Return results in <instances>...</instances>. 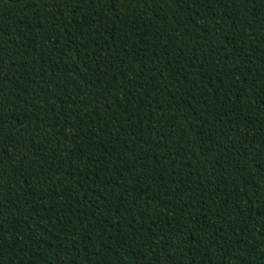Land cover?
I'll list each match as a JSON object with an SVG mask.
<instances>
[{
	"label": "trees",
	"instance_id": "trees-1",
	"mask_svg": "<svg viewBox=\"0 0 264 264\" xmlns=\"http://www.w3.org/2000/svg\"><path fill=\"white\" fill-rule=\"evenodd\" d=\"M0 264H264V0H0Z\"/></svg>",
	"mask_w": 264,
	"mask_h": 264
}]
</instances>
